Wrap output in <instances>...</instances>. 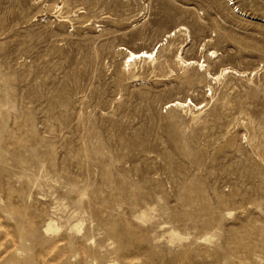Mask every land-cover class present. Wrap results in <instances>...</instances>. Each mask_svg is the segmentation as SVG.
I'll return each instance as SVG.
<instances>
[{
  "label": "rangeland",
  "instance_id": "rangeland-1",
  "mask_svg": "<svg viewBox=\"0 0 264 264\" xmlns=\"http://www.w3.org/2000/svg\"><path fill=\"white\" fill-rule=\"evenodd\" d=\"M0 264H264V0H0Z\"/></svg>",
  "mask_w": 264,
  "mask_h": 264
},
{
  "label": "bare ground",
  "instance_id": "bare-ground-1",
  "mask_svg": "<svg viewBox=\"0 0 264 264\" xmlns=\"http://www.w3.org/2000/svg\"><path fill=\"white\" fill-rule=\"evenodd\" d=\"M239 11V10H238ZM241 14H244L243 12H240ZM244 16H246V14H244ZM153 53L154 52H147V51H141V52H134V51H130L129 52V56H128V58H129V66L130 65H132V63L133 62H136V60H138V59H141V58H147V57H149V58H151L152 56H153ZM180 59H181V61H182V63L183 64H186V63H188V61H186V60H183L181 57H180ZM201 65V67L203 66V64H200ZM231 72V71H228L227 69H225V70H223L222 71V74H223V72ZM184 104L182 103V102H179V101H175V102H173L172 103V105L171 106H183Z\"/></svg>",
  "mask_w": 264,
  "mask_h": 264
}]
</instances>
